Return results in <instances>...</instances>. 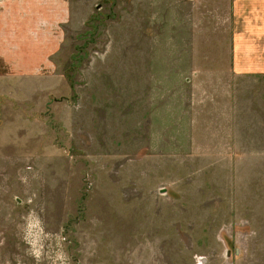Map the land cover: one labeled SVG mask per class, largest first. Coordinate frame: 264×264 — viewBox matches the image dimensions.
Segmentation results:
<instances>
[{
	"label": "rangeland",
	"instance_id": "374dc122",
	"mask_svg": "<svg viewBox=\"0 0 264 264\" xmlns=\"http://www.w3.org/2000/svg\"><path fill=\"white\" fill-rule=\"evenodd\" d=\"M228 1L71 0L52 70L0 62V264H264V76L231 69Z\"/></svg>",
	"mask_w": 264,
	"mask_h": 264
},
{
	"label": "crops",
	"instance_id": "0c3cea01",
	"mask_svg": "<svg viewBox=\"0 0 264 264\" xmlns=\"http://www.w3.org/2000/svg\"><path fill=\"white\" fill-rule=\"evenodd\" d=\"M222 1L225 8L228 0ZM70 7L71 0H0V62L5 70L23 76L52 70L51 57L61 47ZM228 10L232 71L264 76V0H231Z\"/></svg>",
	"mask_w": 264,
	"mask_h": 264
}]
</instances>
